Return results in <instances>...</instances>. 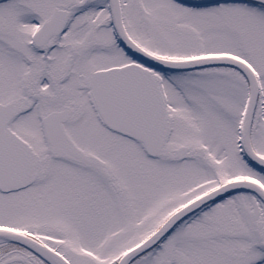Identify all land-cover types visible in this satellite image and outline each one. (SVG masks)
Segmentation results:
<instances>
[{
	"label": "snow or ice",
	"instance_id": "6c2138e0",
	"mask_svg": "<svg viewBox=\"0 0 264 264\" xmlns=\"http://www.w3.org/2000/svg\"><path fill=\"white\" fill-rule=\"evenodd\" d=\"M0 264H264V0H0Z\"/></svg>",
	"mask_w": 264,
	"mask_h": 264
}]
</instances>
